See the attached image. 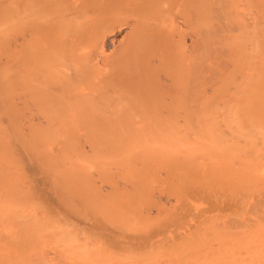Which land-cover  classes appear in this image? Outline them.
<instances>
[{
  "label": "rangeland",
  "instance_id": "1",
  "mask_svg": "<svg viewBox=\"0 0 264 264\" xmlns=\"http://www.w3.org/2000/svg\"><path fill=\"white\" fill-rule=\"evenodd\" d=\"M22 1L0 0V264H264V70L246 108L223 90L233 65L215 66L196 106L164 113L163 125L150 107L48 110L38 98L54 87L34 69ZM262 10L264 0L261 65ZM127 31L120 22L105 37ZM106 43L99 63L117 56Z\"/></svg>",
  "mask_w": 264,
  "mask_h": 264
},
{
  "label": "bare ground",
  "instance_id": "2",
  "mask_svg": "<svg viewBox=\"0 0 264 264\" xmlns=\"http://www.w3.org/2000/svg\"><path fill=\"white\" fill-rule=\"evenodd\" d=\"M79 1L71 4L72 0H23L24 13L17 16L21 29L33 30L28 42L39 52L34 69H44L46 79L40 80L54 87L49 94L39 95V103L46 109L95 108L109 112L124 105L133 113L135 109L150 107L154 122L163 125L164 113L192 110L200 92L205 95L213 79L220 76L214 67L225 70L229 63L235 71L228 74L229 86L224 85L223 90L227 88L229 95L242 94L246 108L257 101L259 77L264 75H260V70H264L260 68L264 65L260 62V0ZM120 22L128 31L119 39L115 35L106 38L107 30ZM185 35L190 38L187 40ZM107 41L118 42L113 48L117 56L108 63H99L98 52L103 51ZM106 69L111 71L109 75L103 74ZM36 78L35 83L33 77L28 78L33 80L29 82L31 87H35ZM44 83L37 81L39 91ZM90 91L95 95L85 102L66 98H82ZM58 95L63 99H50ZM94 226L99 227V236L110 244L114 242L115 233L99 224Z\"/></svg>",
  "mask_w": 264,
  "mask_h": 264
}]
</instances>
